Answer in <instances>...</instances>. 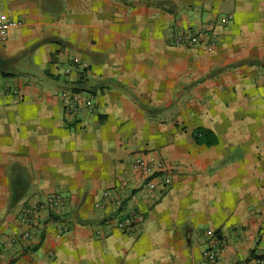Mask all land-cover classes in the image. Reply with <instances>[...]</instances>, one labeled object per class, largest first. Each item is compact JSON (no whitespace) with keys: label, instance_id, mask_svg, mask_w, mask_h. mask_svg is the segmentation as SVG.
Returning <instances> with one entry per match:
<instances>
[{"label":"crops","instance_id":"1","mask_svg":"<svg viewBox=\"0 0 264 264\" xmlns=\"http://www.w3.org/2000/svg\"><path fill=\"white\" fill-rule=\"evenodd\" d=\"M0 11L23 21L0 40V264L264 255V0H0ZM183 31L210 36L175 45ZM63 90L92 107L69 112ZM137 156L163 159L172 184L150 188ZM130 211L144 221L120 229ZM216 238L225 247L209 262Z\"/></svg>","mask_w":264,"mask_h":264},{"label":"built area","instance_id":"2","mask_svg":"<svg viewBox=\"0 0 264 264\" xmlns=\"http://www.w3.org/2000/svg\"><path fill=\"white\" fill-rule=\"evenodd\" d=\"M22 23V20L14 19L7 13L0 11V40H6L11 30L19 27ZM209 36L210 34L207 31H183L175 35L173 42L178 46L192 47L201 44L204 39H207ZM61 99L69 112L78 111L82 105H85L89 109L93 105V101L90 97L76 90H63L61 92ZM133 166L141 173L142 178L152 189H156L159 186L166 189L173 182L172 167L163 159L137 156L134 159ZM61 201L62 199L59 196H49L47 198V202L52 206L59 205ZM39 208H41L40 205L26 206L20 215L21 223L28 227L31 226ZM143 221V215L137 214L135 211H130L119 221L118 226L123 230H131L136 224ZM30 237L31 231L29 228L23 230L12 229L4 245H11L14 242ZM224 247L225 241L221 238H216V244L204 252V257L209 262H216L220 259ZM246 264H264V259L254 258L252 262Z\"/></svg>","mask_w":264,"mask_h":264},{"label":"trees","instance_id":"3","mask_svg":"<svg viewBox=\"0 0 264 264\" xmlns=\"http://www.w3.org/2000/svg\"><path fill=\"white\" fill-rule=\"evenodd\" d=\"M255 258H262L264 259V255H254Z\"/></svg>","mask_w":264,"mask_h":264}]
</instances>
